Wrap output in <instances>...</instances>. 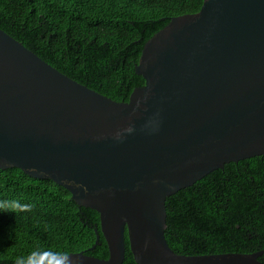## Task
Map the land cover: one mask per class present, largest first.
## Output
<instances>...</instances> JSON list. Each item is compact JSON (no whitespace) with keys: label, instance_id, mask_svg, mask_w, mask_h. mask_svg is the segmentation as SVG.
I'll return each instance as SVG.
<instances>
[{"label":"water","instance_id":"obj_1","mask_svg":"<svg viewBox=\"0 0 264 264\" xmlns=\"http://www.w3.org/2000/svg\"><path fill=\"white\" fill-rule=\"evenodd\" d=\"M135 73L144 85L117 103L0 30V170L67 190L108 250L41 264H123L126 238L136 264H262L264 251L177 255L164 231L169 197L264 156V0H202L145 43Z\"/></svg>","mask_w":264,"mask_h":264},{"label":"trees","instance_id":"obj_2","mask_svg":"<svg viewBox=\"0 0 264 264\" xmlns=\"http://www.w3.org/2000/svg\"><path fill=\"white\" fill-rule=\"evenodd\" d=\"M202 0H0V30L76 83L117 103L144 85L136 75L145 43ZM177 255L264 251V156L230 163L165 202ZM99 215L50 180L0 170V264H41L86 251L108 258ZM100 234V233H99ZM123 264H136L126 238ZM264 264V255L259 258Z\"/></svg>","mask_w":264,"mask_h":264}]
</instances>
